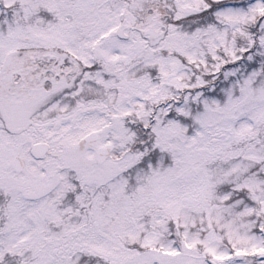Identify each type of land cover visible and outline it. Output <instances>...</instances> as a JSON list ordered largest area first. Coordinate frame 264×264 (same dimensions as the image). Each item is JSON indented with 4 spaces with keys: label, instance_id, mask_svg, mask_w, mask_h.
I'll use <instances>...</instances> for the list:
<instances>
[{
    "label": "snow or ice",
    "instance_id": "snow-or-ice-1",
    "mask_svg": "<svg viewBox=\"0 0 264 264\" xmlns=\"http://www.w3.org/2000/svg\"><path fill=\"white\" fill-rule=\"evenodd\" d=\"M0 264H264V0H0Z\"/></svg>",
    "mask_w": 264,
    "mask_h": 264
}]
</instances>
